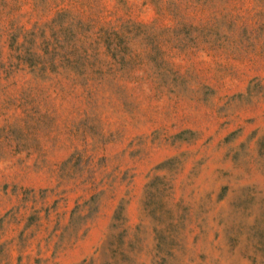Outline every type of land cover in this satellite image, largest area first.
<instances>
[{"label": "rangeland", "instance_id": "1", "mask_svg": "<svg viewBox=\"0 0 264 264\" xmlns=\"http://www.w3.org/2000/svg\"><path fill=\"white\" fill-rule=\"evenodd\" d=\"M0 264H264V0H0Z\"/></svg>", "mask_w": 264, "mask_h": 264}]
</instances>
